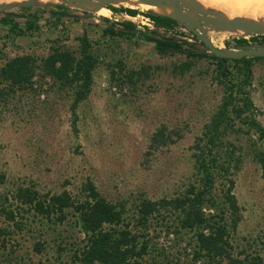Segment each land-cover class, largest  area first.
I'll return each instance as SVG.
<instances>
[{
    "label": "rangeland",
    "instance_id": "rangeland-1",
    "mask_svg": "<svg viewBox=\"0 0 264 264\" xmlns=\"http://www.w3.org/2000/svg\"><path fill=\"white\" fill-rule=\"evenodd\" d=\"M58 3L52 0L50 9ZM132 5L114 7L144 9ZM64 6L59 24L49 9L10 10L20 15L15 19L21 27L28 13L37 11L39 29L31 33L16 34L0 24V67L17 55H31L41 64L54 47L78 54L83 33L97 59L91 90L76 109L75 126L70 111L74 88L42 76L41 69L32 78V88L0 94V264H79L76 254L85 241L73 208L65 209L64 221H49L28 209L18 191L30 188L40 196L66 192L72 201H82L88 180L107 201L123 205L129 228L145 232L149 253L144 264H198L192 261L193 231L174 232L173 212L161 209L167 218L153 216L146 230L135 219L141 200L170 199L195 182L192 145L225 95L216 80V61L159 52L144 37L106 32L109 22L119 21L112 14H83ZM157 33L195 41L184 32ZM207 35L214 46L234 49L233 38L241 37L216 30ZM249 37L241 38L259 44ZM195 48L206 51L198 41ZM229 66L233 69L234 63ZM251 70L247 89L264 127V57L254 59ZM160 127L178 136L153 149L151 137ZM240 129L226 136L241 159L231 175L240 220L228 237L230 254L243 264H264V174L253 155L255 142L262 145L256 133L246 126ZM220 188L217 183L215 192ZM5 211L14 213V221ZM37 242L43 245L41 251L35 249ZM255 257L259 262L252 261Z\"/></svg>",
    "mask_w": 264,
    "mask_h": 264
},
{
    "label": "trees",
    "instance_id": "trees-1",
    "mask_svg": "<svg viewBox=\"0 0 264 264\" xmlns=\"http://www.w3.org/2000/svg\"><path fill=\"white\" fill-rule=\"evenodd\" d=\"M50 7L37 6V9L51 10L50 16L55 24H59L66 7L55 5V10ZM107 7L113 12H124L131 16L138 13L137 9L129 7ZM17 9L30 11L31 7ZM0 11L3 13L0 24L6 26L10 32L25 34L39 29L37 11L28 13L23 27L15 19L20 15L10 10ZM148 15L159 27L170 29L178 25L176 20L168 16L150 12ZM101 19L109 22L106 17ZM109 23L111 26L105 29L106 32L124 37H144L159 52H179L190 59L207 58L216 61V80L225 87V95L220 107L204 124L201 135L192 145L195 182L190 183L184 193L176 197L157 201L141 200L137 205L135 223L144 226L143 229L146 230L153 216L158 215L164 220L167 218V214L160 212L161 209L171 211L177 220L174 232L193 231V263L243 264L241 260L231 256L228 240L230 231L236 229L240 220L239 206L233 194L235 183L231 175L239 168L241 159L240 154L236 153V146L226 136L231 132H239L242 126L256 133L262 146L256 147L255 142L253 155L264 174V127L255 117L256 108L247 89L252 79L251 62L263 57L219 58L199 51L186 40L161 36L157 31H149L147 28L138 29L131 21ZM194 39L199 40L195 35ZM249 39L264 44V35H253ZM78 40V54L62 47H54L41 59V64H37L31 55H17L6 61L0 67V94L32 88V78L41 69L42 76H49L64 87L69 85L74 88L70 111L73 116L72 124L75 126L77 106L91 90L93 70L97 62L88 36L83 33ZM233 41L235 48L251 46L245 38H233ZM199 42L203 44L200 40ZM229 62L234 63L233 69ZM189 65L190 63L185 64L184 70H188ZM173 134L177 135L164 127L157 128L151 137L150 147L158 149L173 143ZM217 183L221 184L218 193L215 192ZM83 188L87 193L82 201H72L66 192L40 196L30 188H20L18 197L28 209L49 221L53 218L64 221L65 209L73 208L77 214L76 223L85 241L78 255L76 254L79 264H144V256L149 253L145 232L136 233L129 228L131 223L124 217L123 205L107 201L91 181L88 180ZM5 214L14 221L15 215L12 211H5ZM42 246V243L37 242L36 251H41ZM257 260L259 257L252 259L254 263L259 262Z\"/></svg>",
    "mask_w": 264,
    "mask_h": 264
},
{
    "label": "water",
    "instance_id": "water-1",
    "mask_svg": "<svg viewBox=\"0 0 264 264\" xmlns=\"http://www.w3.org/2000/svg\"><path fill=\"white\" fill-rule=\"evenodd\" d=\"M52 1V0H51ZM50 1V3H51ZM62 3L60 5H67L74 7L82 12L96 13L99 9L107 8V6H115L117 4H123L131 2L132 6L146 5V9H141L140 12L148 14V12L157 15L168 16L178 22L179 26L185 27L199 40L188 41L195 46V42L198 41L206 51H202L208 54H213L219 58L240 59L242 57H264V44H256L246 46L243 48H227L216 47L208 37L207 33L210 30L230 32L232 34L237 30H244L245 34H237L238 36H253L264 35V24L256 23L244 17H230L226 18L218 10L206 8L201 5L197 0H55ZM47 4H37L31 0L18 3L12 7H4L0 5V10H12L18 7H32V6H44ZM110 10V9H109ZM176 11L178 15H170L169 11ZM115 15L116 13H111ZM240 38V37H237ZM206 47L208 49H206Z\"/></svg>",
    "mask_w": 264,
    "mask_h": 264
},
{
    "label": "bare ground",
    "instance_id": "bare-ground-1",
    "mask_svg": "<svg viewBox=\"0 0 264 264\" xmlns=\"http://www.w3.org/2000/svg\"><path fill=\"white\" fill-rule=\"evenodd\" d=\"M27 0H0V5L4 7H12L18 3ZM37 4H47L50 0H31ZM206 8L218 10L226 18L230 17H244L259 24H264V0H197ZM131 2H126L124 5H129ZM140 7L146 9L147 6L141 4ZM98 13L104 16L111 14L107 8L98 10ZM170 15H178L176 11H169ZM233 33L245 34L244 30H237Z\"/></svg>",
    "mask_w": 264,
    "mask_h": 264
},
{
    "label": "built area",
    "instance_id": "built-area-1",
    "mask_svg": "<svg viewBox=\"0 0 264 264\" xmlns=\"http://www.w3.org/2000/svg\"><path fill=\"white\" fill-rule=\"evenodd\" d=\"M115 18L118 17L119 19H115V20H119V21H123V20H126V21H131L132 23H134L137 28H147L149 31L150 30H155L159 33H167L168 35H174L176 31L178 32H184L186 34H189V40H191L190 38H193L194 35L188 31L185 27L183 26H174L173 28H170V29H166L164 27H159L157 26L154 21L151 19V17L144 13V12H138L137 14H135L134 16H131V15H128L126 13H120L119 15L118 14H115L113 15Z\"/></svg>",
    "mask_w": 264,
    "mask_h": 264
},
{
    "label": "flooded vegetation",
    "instance_id": "flooded-vegetation-1",
    "mask_svg": "<svg viewBox=\"0 0 264 264\" xmlns=\"http://www.w3.org/2000/svg\"><path fill=\"white\" fill-rule=\"evenodd\" d=\"M121 13H124V12H121ZM127 14V13H126ZM137 14V13H136ZM134 16V15H133Z\"/></svg>",
    "mask_w": 264,
    "mask_h": 264
}]
</instances>
